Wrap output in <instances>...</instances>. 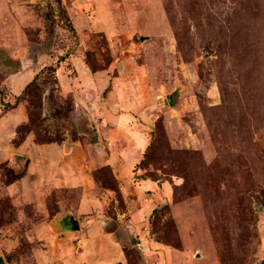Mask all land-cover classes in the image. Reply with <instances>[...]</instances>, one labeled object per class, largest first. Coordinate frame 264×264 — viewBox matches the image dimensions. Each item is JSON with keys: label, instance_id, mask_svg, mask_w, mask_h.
Here are the masks:
<instances>
[{"label": "rangeland", "instance_id": "rangeland-1", "mask_svg": "<svg viewBox=\"0 0 264 264\" xmlns=\"http://www.w3.org/2000/svg\"><path fill=\"white\" fill-rule=\"evenodd\" d=\"M0 92L4 264H262L264 0H0Z\"/></svg>", "mask_w": 264, "mask_h": 264}, {"label": "trees", "instance_id": "trees-1", "mask_svg": "<svg viewBox=\"0 0 264 264\" xmlns=\"http://www.w3.org/2000/svg\"><path fill=\"white\" fill-rule=\"evenodd\" d=\"M51 70H52V68H51ZM34 82V80L32 81V83ZM32 83H30V84H32ZM30 84H28L25 88H28L29 86H30ZM18 99H19V97H16L15 98V103H13V104H10V103H4V101H3V98H2V93L0 92V104L3 106V111H8V110H12V109H14V108H16V106H17V104H18ZM24 163L23 164H25V167L27 166V164H28V162H29V160L26 158L24 161H23ZM17 164H20V163H17ZM19 166V165H18ZM24 173H25V170L23 171V172H18V173H16L14 176V178H15V180H19L20 178H22L23 177V175H24ZM262 264H264V260L262 261Z\"/></svg>", "mask_w": 264, "mask_h": 264}, {"label": "water", "instance_id": "water-1", "mask_svg": "<svg viewBox=\"0 0 264 264\" xmlns=\"http://www.w3.org/2000/svg\"><path fill=\"white\" fill-rule=\"evenodd\" d=\"M15 159H22V160H25L26 157L25 156H20V155H14L13 156ZM79 228V226L77 225V223H74V226H73V229L74 230H77ZM0 264H4L3 263V260L0 258ZM116 264H121L120 262L116 263Z\"/></svg>", "mask_w": 264, "mask_h": 264}]
</instances>
